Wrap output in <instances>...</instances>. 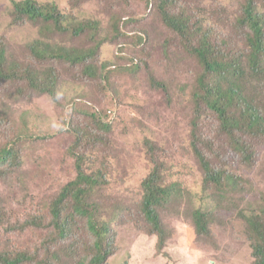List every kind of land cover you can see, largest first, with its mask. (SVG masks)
I'll return each mask as SVG.
<instances>
[{
	"label": "rangeland",
	"instance_id": "374dc122",
	"mask_svg": "<svg viewBox=\"0 0 264 264\" xmlns=\"http://www.w3.org/2000/svg\"><path fill=\"white\" fill-rule=\"evenodd\" d=\"M15 1L0 0V41L6 47L0 148L21 138L0 163V264L89 263L94 239L86 221L71 219L66 205L64 220L53 225L49 208L77 165L100 166L110 178L97 208V218L112 223L107 264H254L257 242L249 228L264 225V122L250 131L231 119L222 128L218 115L196 94L197 59L178 52L181 41L159 28L152 0H35L55 4L69 30L79 22H98L96 38L104 40L100 59L118 64L111 72L95 68L100 62L88 63L94 66L88 71L84 65L36 59L29 44L41 30L47 37L52 29L14 22ZM170 2L171 12L204 19L200 33L214 51L224 46V54L229 47L235 54V43L243 44L244 30L232 28L237 6L230 0ZM257 5L264 13V0ZM95 31L87 27L80 37L40 39L80 47ZM147 32L149 43L136 50L134 38ZM126 63L130 66H121ZM261 65V72L241 83L244 98L264 121V61ZM39 76L49 93L31 88ZM241 110L234 106L227 115L235 118ZM92 112L98 120L108 114L110 133L100 129ZM154 164L165 185L175 181L174 197L156 207L168 236L163 249L140 211V183ZM196 208L208 211L207 237L195 231Z\"/></svg>",
	"mask_w": 264,
	"mask_h": 264
},
{
	"label": "trees",
	"instance_id": "16d2710c",
	"mask_svg": "<svg viewBox=\"0 0 264 264\" xmlns=\"http://www.w3.org/2000/svg\"><path fill=\"white\" fill-rule=\"evenodd\" d=\"M230 1L232 5L235 4L237 6L236 11L231 14L232 28L243 29L245 33L243 44L235 43L238 47V51L235 54L230 47L228 54H224V46L218 48V51L213 50L216 48L211 45L208 37L200 33L202 28L201 21L204 19H196L183 11L177 13L174 9L171 12L168 9V5L173 8L170 0H152L149 3L154 5L158 11L159 19L157 24L159 28L170 36L171 40H176L177 43L181 41L182 45L179 46L178 52H189L197 59L196 62L200 67V71L197 74L200 92L196 94L203 97L208 109L218 115L222 128L225 130L227 128L226 121L231 122V119H233L235 123L242 121L251 131V128L260 127L264 121L258 115L257 110L251 107L244 98V87L241 82L245 77H252V75L262 71L258 68L262 66L261 63L264 61V44H262L264 39V13L258 8L257 3L259 0ZM11 15L16 23L25 22L30 23L32 26L51 28L52 31L48 33L47 37L64 34L80 37L86 32L87 27L97 30L90 32L89 39H91H88L89 42H85L86 44L84 43L80 47L62 44L56 40L50 43L41 40L43 39L41 37H46L43 34V30H41V39H33L29 44L30 52L38 60L56 59L72 65H84L82 70L88 71H91L92 67H94L88 63L100 62V65L95 66V68L99 67L101 72L103 71L101 70L102 68L112 69L108 71L111 72L118 67V64L110 66L107 65V61H101L100 59L103 54L102 43L104 40L96 38L100 27L98 22H88L87 24L79 22L77 26L69 30L68 26H62L68 20L59 13L55 4H40L35 0L13 2ZM117 28L118 26L115 27V29ZM117 32H119L118 29ZM148 43V32L146 35L138 34L134 38L136 50L138 45L143 50ZM5 62L6 47L0 41V75H3L2 71H6L4 69ZM121 66L128 67L130 64L126 63ZM47 86L48 84H45L41 76L35 80L34 84H31V88L36 93H49ZM234 106L242 107L241 112L236 115L238 118H233V115H227V110H233ZM90 115L95 122L99 121L102 123L99 126L101 127L100 129L107 134L110 133L112 125L108 122V114L105 113L104 117L99 120L98 115L94 114V112ZM25 126L27 128L28 125L26 124ZM19 139L21 138H17L9 146L0 148V163L6 161V157L14 153L13 146L17 147ZM195 151L199 150L195 149ZM197 155L201 159L205 157L202 153ZM218 176L219 173H217L214 182L218 180ZM109 180L110 178L107 179L105 177L100 166L86 170L84 167L77 165L73 177L65 182L55 198L49 201L53 225L61 223L63 218L61 212H65L66 205L70 210L69 217L71 219L80 217L86 221L87 230L94 239V244L92 245L93 254L88 264H107V259L111 254L112 223H109V220L106 222L103 217L97 218V208L99 207V200L102 198L100 191L106 187ZM205 182H208V180L206 179ZM174 183L175 181H171L170 184H164L163 175L157 164L152 166L151 171L149 170L140 183L143 191L142 199L140 200V211L151 225V231L157 237V246L161 249L164 248L168 236L156 207L162 199L174 197V192L171 191ZM94 196L98 197L97 201L93 200ZM89 200L94 201L92 205L89 204ZM116 202L122 204L121 200ZM207 214V210H201L200 208H196L192 214L196 233L204 237L208 236ZM252 228L254 236L250 234V237L256 236L257 242L253 252L254 264H264V225L250 226L249 230L251 231ZM59 236L64 237L65 235L59 234ZM6 264H18V260L6 261Z\"/></svg>",
	"mask_w": 264,
	"mask_h": 264
}]
</instances>
